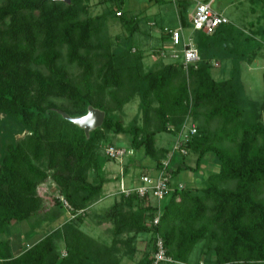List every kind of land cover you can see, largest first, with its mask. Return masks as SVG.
<instances>
[{
  "label": "trees",
  "instance_id": "16d2710c",
  "mask_svg": "<svg viewBox=\"0 0 264 264\" xmlns=\"http://www.w3.org/2000/svg\"><path fill=\"white\" fill-rule=\"evenodd\" d=\"M88 2L0 0V264H121L135 260L139 238L146 246L135 264H152L156 235L172 259L165 264L186 263L201 243L202 264H264V100L251 99L240 76L241 64L257 57L254 36L264 29L246 35L229 21L211 35L196 31L195 65L145 69L135 43L141 20L126 16V0H98L114 7L93 16ZM175 6L181 27H189V2ZM118 11L127 35L111 40L106 24ZM161 48L153 51L157 57ZM214 60L224 71L231 64L227 77H213ZM134 99L140 117L125 126L118 113ZM89 106L105 118L88 137L58 113L80 117ZM186 117L197 132L183 144L196 157L195 167L185 169L203 186L175 187L160 204L156 226L150 223L158 205L120 194L95 217L98 225L111 223L110 242L86 233L87 210L108 180L103 147L117 146L106 134L124 135L133 152L127 159L142 151L158 170L171 149L157 147L156 135H177ZM207 157L213 171L201 170ZM49 181L60 193L50 214L38 192ZM63 208L74 221L53 227ZM22 223L30 228L17 249L9 237Z\"/></svg>",
  "mask_w": 264,
  "mask_h": 264
},
{
  "label": "rangeland",
  "instance_id": "374dc122",
  "mask_svg": "<svg viewBox=\"0 0 264 264\" xmlns=\"http://www.w3.org/2000/svg\"><path fill=\"white\" fill-rule=\"evenodd\" d=\"M186 1L189 2L190 7L188 9V14L190 11H192L196 4L199 2H210L211 6L216 11H221L223 14L229 19L231 23L234 24V26L240 31L244 32L245 34L252 33L256 28L261 27L264 29V1L263 0H162L161 2H156L155 0H126L125 5L123 6L122 10L126 12V16L131 17H138L141 20V23L139 25V31L135 35V43L136 48L138 50H141L143 53V62L145 65V69H148L150 67H158L161 64L168 63V60H164L162 62L159 61V57H157L153 51L161 47L163 44L164 47H169L168 40H163L161 42L160 36H159V27L161 25L168 26L170 28H178V15H177V9L176 4L179 2ZM88 15H98L103 12H108L112 7H114L111 3H105L100 4L98 3V0H90L88 2ZM122 12V11H121ZM120 11L116 12V18H108L107 24H106V34L111 40H114L115 37H125L127 35V30L123 26V24L117 19V17H120L122 14ZM120 15V16H119ZM147 22L153 24L155 22V27L151 28V24H146ZM153 25V26H154ZM252 25V26H251ZM184 36L186 39H190L195 41V37L197 36V32L193 31L191 26L184 27L182 29ZM246 34V35H247ZM254 34V32H253ZM263 34V35H262ZM254 47L253 50L255 51L257 57L253 60L251 64H247L243 62L241 64V81L245 90V93L253 100L255 101H262L264 100V31L261 34H257L254 36ZM177 50L181 49V45L179 47H176ZM218 66H213L212 69V75L216 79H222L228 76L229 70L231 69V64H226L225 71L222 69L220 61L214 60ZM222 62V61H221ZM231 63V62H230ZM222 64V66L224 65ZM220 67V68H219ZM222 70V71H221ZM77 73V72H75ZM118 116L123 121V124L127 126L134 117H140V113L138 110V100L134 99L125 106H123L122 111L120 114L118 113ZM2 116H0L1 118ZM262 121L264 122V112L262 115ZM141 123V119L139 121ZM24 134L17 135V138H21ZM106 137L110 142H112L114 145L121 146L124 148H127L128 145V139L124 135H115L112 133H107ZM176 140V135L173 133L163 132L156 135V145L157 147H163L167 149H172V146ZM107 141L104 142V145L107 144ZM106 146V145H105ZM102 152V149H101ZM189 157L195 158V156L189 154ZM134 158L136 161L140 164L139 166L134 167L132 164L127 163L124 164L127 158H125L121 163L117 161H111L115 162L117 165L110 164L109 169L105 170V176L108 179L107 183L110 181L111 183H117L119 181H115V177L120 178L123 176L122 174L123 169L125 166L127 167L126 171L128 172V176L131 175V173L137 174H149V166H151L153 160L149 157H145L142 153V151H134ZM187 158V157H186ZM177 159H179L177 157ZM209 163L211 165V168H215V165L211 162V159L209 157L206 158L205 163ZM207 163V164H208ZM191 165H194L191 163ZM203 169V167H201ZM212 171V170H208ZM125 172V171H124ZM118 175H117V174ZM120 174V175H119ZM113 178V181H111ZM128 178V177H127ZM121 182V179H120ZM120 184V191L122 189H126L123 186V181ZM127 185V184H126ZM127 187V186H126ZM39 192L41 195L44 196L46 203V209L49 211V214L52 212V209L54 207V199L56 195H60L59 191L56 189L55 186L52 187V185L47 184L46 186L40 188ZM111 192V191H110ZM118 196V195H116ZM115 195L112 197H116ZM114 198L106 199L104 203L101 206H96L95 208H91L87 210V217H86V223L85 226L82 228L85 232L88 234H92L95 237L98 238L100 241H105L107 243L110 242L112 239V235L110 233V227L111 223L108 222H101L99 225L96 223L98 221L96 216L101 215L104 213V211L111 207L113 204ZM116 200V199H115ZM61 210V209H60ZM46 214V213H45ZM69 215L66 214V210L63 208L61 210V217L59 220H57L53 227H58L65 221H74L71 219ZM100 219V218H99ZM101 221V219H100ZM35 223V221H34ZM32 223V224H34ZM31 225V224H30ZM36 225V223H35ZM92 229L91 231H86L87 228ZM29 226L26 223H22L17 228L13 229V232L11 236L9 237V240L13 245L20 247L19 244H17L18 240L24 239V233L29 230ZM44 227L41 226L39 229L40 232ZM45 229V228H44ZM43 229V230H44ZM91 235V236H92ZM23 238V239H22ZM40 235L38 233V236H36L31 241H24V245L26 243H32L35 240L39 239ZM148 239V236H147ZM200 245V246H199ZM145 245L141 246L139 248L140 254H137L135 256V261L137 262L138 259L142 257V253L145 250ZM58 248L59 250H62V243L58 242ZM203 250L202 243L198 244L195 250H193L190 254L194 259V257L197 255V251L200 255V258L203 260V256L201 255ZM64 251V250H62ZM191 260V259H190ZM192 261V260H191Z\"/></svg>",
  "mask_w": 264,
  "mask_h": 264
},
{
  "label": "built area",
  "instance_id": "2783aa9c",
  "mask_svg": "<svg viewBox=\"0 0 264 264\" xmlns=\"http://www.w3.org/2000/svg\"><path fill=\"white\" fill-rule=\"evenodd\" d=\"M188 22L193 31H199L204 35H211L222 24L229 22L226 16L221 12L216 11L211 6L210 2L197 3L192 12L188 15ZM181 25L177 29L163 30L164 35H169L170 48H161L159 51V57L163 60H168L169 63H181L184 70H188L189 66L195 65L200 60V55L197 47L190 39H185L183 36ZM181 45V49L177 50L176 47ZM213 66L218 64L213 61ZM197 132L196 124L186 117L179 132L176 135V140L172 146L171 152L167 155L161 164L162 167L157 170L156 174H142L139 177L138 184L132 189H122L121 193L129 195L131 193L136 194L138 197L145 199L146 204H149L153 200L158 205V210L150 224L156 226L159 222L161 214L160 204L170 195L173 191L170 187L172 180V171L169 168V163L172 155L176 154L179 160L188 157L189 150L183 147L184 142L191 139ZM104 155L110 161L122 162L125 158L133 155V152L129 149L119 146L107 145L103 147ZM47 184L54 186L50 181L42 184L40 188ZM178 189H182V185H178ZM41 195V193L39 192ZM43 196V195H42ZM63 204L68 207V204L60 197ZM156 251L153 255L152 264L160 263H172V259L166 255V249L163 245V240L159 235H156Z\"/></svg>",
  "mask_w": 264,
  "mask_h": 264
},
{
  "label": "crops",
  "instance_id": "0c3cea01",
  "mask_svg": "<svg viewBox=\"0 0 264 264\" xmlns=\"http://www.w3.org/2000/svg\"><path fill=\"white\" fill-rule=\"evenodd\" d=\"M164 1V0H163ZM199 3V2H198ZM192 11H190V13H191ZM219 12H221V11H219ZM189 13V14H190ZM222 14H223V12H221ZM188 14V15H189ZM224 15V14H223ZM178 17V16H177ZM146 24H151V23H149V22H147V20H146ZM155 22L153 23V24H151L152 26H151V28H154L155 27ZM154 25V26H153ZM180 25V23H179V20H178V26ZM165 28H168V29H177V28H170V27H168V26H163V25H161L160 27H159V36H160V40H161V42L163 41V30L165 29ZM183 36H184V33H183ZM184 38L186 39V37L184 36ZM168 42H169V40H168ZM170 44V43H169ZM162 46V48H165V49H169L170 48V45H169V47H164V45L163 44H161ZM127 163H130V164H132L134 167H136V166H139L140 167V164L136 161V159H134L133 158V160H132V162H131V160H129V159H127L126 161H125V163L124 164H127ZM191 163L192 164H194V165H191ZM208 163V162H207ZM203 164V162H202V166L201 167H203V169L201 168V170H203V171H208V170H214L215 168H216V166H215V168H211V165L208 163V164ZM110 164H113V165H117L115 162H111V161H109V162H107L106 164H105V166H104V169H106L107 168V170L109 169V165ZM195 164H196V157L195 158H192V157H187V158H184L183 160H179V159H175L174 161H173V163H172V165H171V171L172 172H175L177 169H178V167H182V170L179 172V173H177V174H174L173 176H172V180H171V183H170V187H171V189H175V187H178V185H182L183 187H195V188H198V187H201V186H203V184H202V178H201V176L198 174L197 175V173L195 172V171H192V170H189V169H185V167H191V168H194L195 167ZM149 173L150 174H152V175H154V174H156V172H157V170L154 168V165H153V163L151 164V166H149ZM110 170V169H109ZM124 173V177L122 176L121 178H120V176L118 177V178H116L115 177V181H119L118 182V184L116 183H111L110 181L108 182V183H106V184H104V186H103V190H102V196H101V198H100V200L99 201H97L96 203H94L89 209H91V208H95L96 206H101L103 203H104V201H106V199H112V198H114L113 200H115V199H117L118 197H119V195L120 194H123V193H121V191H120V184L122 185V181H123V186H124V188H126V189H132L133 187H135L137 184H138V180H139V177H140V175H142V174H137V175H135L134 173H131V175L130 176H128V172L127 171H125V172H122V174ZM117 174V173H116ZM144 174V173H143ZM118 175V174H117ZM120 175V174H119ZM128 177V178H127ZM112 180L111 181H113V178H111ZM120 179H121V182H120ZM127 184V185H126ZM127 186V187H126ZM111 191V192H110ZM116 196V195H118V196H116V197H112V196ZM167 198V197H166ZM165 198V199H166ZM102 203V204H101ZM150 203H152V204H154L155 202L153 201V200H151L150 201ZM86 223V222H85ZM84 226H85V224H84ZM87 228V227H86ZM84 230V229H83ZM90 229H88L87 228V230L86 231H89ZM92 230V229H91ZM90 230V231H91ZM92 232V231H91ZM87 233V232H86ZM92 235V234H91ZM93 237H95L94 235H92ZM95 238H97V237H95ZM143 245H145V241H144V239L143 238H139V241L137 242V250H138V253L137 254H140V252H139V248H141V246H143ZM200 246V245H199ZM197 246H195V248H196ZM195 248L193 249V250H195ZM197 253V255L194 257V259H192L193 257L192 256H190L189 257V259H188V261L186 262V263H173V264H202V258H200V255H199V253H198V251L196 252ZM136 254V255H137ZM192 261H191V260ZM139 260V259H138ZM137 260V261H138ZM136 263V261L135 260H127V259H124V260H122V262H121V264H135ZM160 264H165V263H160Z\"/></svg>",
  "mask_w": 264,
  "mask_h": 264
},
{
  "label": "water",
  "instance_id": "95a60500",
  "mask_svg": "<svg viewBox=\"0 0 264 264\" xmlns=\"http://www.w3.org/2000/svg\"><path fill=\"white\" fill-rule=\"evenodd\" d=\"M53 1H62L66 3H70V0H53ZM58 113L65 120H68L72 122L73 124H75L76 126H78L80 129H83L86 137L89 136V133L91 131L101 127L104 121V118H105V113L103 111L98 110L92 106H89L87 109V113L80 117L72 118L62 111H58Z\"/></svg>",
  "mask_w": 264,
  "mask_h": 264
}]
</instances>
